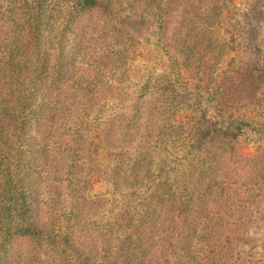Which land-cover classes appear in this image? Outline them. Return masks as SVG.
Wrapping results in <instances>:
<instances>
[{"label":"trees","instance_id":"obj_1","mask_svg":"<svg viewBox=\"0 0 264 264\" xmlns=\"http://www.w3.org/2000/svg\"><path fill=\"white\" fill-rule=\"evenodd\" d=\"M263 85L264 0H0V264H264Z\"/></svg>","mask_w":264,"mask_h":264},{"label":"rangeland","instance_id":"obj_2","mask_svg":"<svg viewBox=\"0 0 264 264\" xmlns=\"http://www.w3.org/2000/svg\"><path fill=\"white\" fill-rule=\"evenodd\" d=\"M148 37V36H147ZM155 35L151 34L148 41V46L144 47L145 55L139 59V65L141 69H145L146 67L154 66L158 62V53L155 50ZM263 82V81H262ZM261 97H264V85L260 90ZM243 143L241 146V150L246 154L255 153L256 149L260 146L264 145V137L259 138L256 134L248 132L247 135L242 137ZM105 190V186L96 184L94 188L91 190V194L96 196L97 194L102 193ZM261 237H264V230L261 232Z\"/></svg>","mask_w":264,"mask_h":264}]
</instances>
